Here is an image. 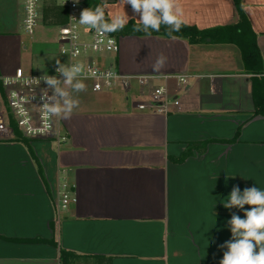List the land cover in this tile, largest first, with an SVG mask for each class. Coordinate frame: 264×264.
<instances>
[{
  "label": "crops",
  "instance_id": "obj_1",
  "mask_svg": "<svg viewBox=\"0 0 264 264\" xmlns=\"http://www.w3.org/2000/svg\"><path fill=\"white\" fill-rule=\"evenodd\" d=\"M51 3L58 6L44 0L43 10ZM108 3L123 14L119 0ZM180 4L183 24L200 31L240 20L234 0ZM240 4L262 57L260 77L246 71L232 43L122 37L106 62L122 75L152 78L146 91L167 89L178 108L140 111L148 99L137 85L129 94H96L84 81L87 90L74 94L79 107L59 118L65 143L0 142V264H61L62 251L84 258L74 264H220L227 221L244 215L223 201L234 186L264 190V117L254 116L255 85L264 87V0ZM16 7L21 16L19 0ZM124 10L140 18L130 5ZM40 29L56 34L17 68L50 74L62 62L58 27L42 20ZM63 184L75 203L59 212Z\"/></svg>",
  "mask_w": 264,
  "mask_h": 264
},
{
  "label": "built area",
  "instance_id": "obj_2",
  "mask_svg": "<svg viewBox=\"0 0 264 264\" xmlns=\"http://www.w3.org/2000/svg\"><path fill=\"white\" fill-rule=\"evenodd\" d=\"M44 0H19L21 7V27L23 32L33 37L43 20ZM58 6L67 9L66 24L58 27V53L62 58L61 64L82 62L89 78L93 93L100 94L121 90L124 93L136 91L138 95L148 99L147 102L137 104L140 111H156L168 114L171 108L179 107V102L170 95L165 88L154 89L151 94L146 90L150 87L152 78L131 77L122 75L116 65L106 62L111 56H117L120 52L119 39L107 35H98L94 29L80 25L78 19L84 8V0L74 3V0H57ZM75 17L76 19H72ZM77 38L74 39L73 36ZM97 40L101 42V51H93L91 45ZM48 75H58L56 67ZM111 71L114 78L110 86L99 77L100 73ZM44 74H36L26 71L24 68H16L12 75L0 73V142H12L17 139L16 131L22 139L28 141L55 140L58 144L66 142L67 137L61 133L59 118L49 119L41 108V95L46 92V84L41 81L38 84L33 78H39ZM181 85L185 86V78H178ZM51 95V91L48 93ZM16 130V131H15ZM70 203H75L67 184L60 188L59 212L66 211Z\"/></svg>",
  "mask_w": 264,
  "mask_h": 264
},
{
  "label": "clouds",
  "instance_id": "obj_3",
  "mask_svg": "<svg viewBox=\"0 0 264 264\" xmlns=\"http://www.w3.org/2000/svg\"><path fill=\"white\" fill-rule=\"evenodd\" d=\"M74 3L78 4L79 0H74ZM125 5H130L133 13L140 18L129 17L124 10ZM119 6L123 10L122 15L113 12L108 0H102L94 8H84L78 22L101 36L122 30L130 19L135 21L134 30L143 31L147 36H151L153 31L159 32L162 25L171 35L179 31L184 23L180 0H119ZM73 38L77 37L74 35ZM91 48L101 51V42L97 40ZM56 63L58 75L45 72L39 78L32 79L38 84L43 81L47 86V91L40 97L42 112L49 119H69L80 103L74 94L87 90L84 80L89 78V74L82 62L61 64L57 60ZM97 78H102L110 86L114 74L108 71L100 73ZM245 205L250 207L245 209ZM223 206L226 209H244V215L241 217L232 213L227 221L231 238L219 246L227 249L220 264H264V190L253 186L241 192L238 186H234L227 200L223 201Z\"/></svg>",
  "mask_w": 264,
  "mask_h": 264
},
{
  "label": "trees",
  "instance_id": "obj_4",
  "mask_svg": "<svg viewBox=\"0 0 264 264\" xmlns=\"http://www.w3.org/2000/svg\"><path fill=\"white\" fill-rule=\"evenodd\" d=\"M239 11L240 20L235 26L223 28L221 30L214 31H200L195 27H189L183 24L179 31L173 32L169 35L165 26L162 25L159 32L153 31L151 36L145 35L143 31H135L134 23L130 22L122 30H118L110 33L112 36L120 39L122 37H163L167 39H181L187 41L190 45H198L205 43L207 39H211L213 43H232L239 48L242 56V60L246 71L254 77H260L263 74V61L260 51L257 47L255 37L250 31L248 22L241 12L240 0H234ZM99 0H84V4L89 7H95L100 4ZM67 20V9L49 4L44 7L43 10V24L45 26H63ZM257 79V78H255ZM255 98V117H264V87L258 86V89H254ZM16 131V130H15ZM17 139L12 142L28 144V140L22 139L18 131H16ZM194 147V146H193ZM61 264H74L81 258L75 254L62 251ZM111 260L97 259V264L110 263Z\"/></svg>",
  "mask_w": 264,
  "mask_h": 264
},
{
  "label": "rangeland",
  "instance_id": "obj_5",
  "mask_svg": "<svg viewBox=\"0 0 264 264\" xmlns=\"http://www.w3.org/2000/svg\"><path fill=\"white\" fill-rule=\"evenodd\" d=\"M16 2L0 0V69L4 75L15 71L17 66H24L31 57L38 56L40 44L49 41L50 36L53 39L56 34L54 30L40 29L33 37L27 36L21 27Z\"/></svg>",
  "mask_w": 264,
  "mask_h": 264
}]
</instances>
